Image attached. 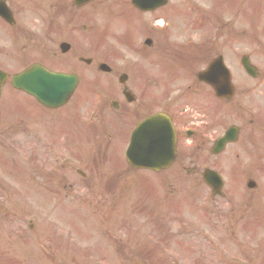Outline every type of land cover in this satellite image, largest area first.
Masks as SVG:
<instances>
[{
  "label": "rangeland",
  "instance_id": "rangeland-1",
  "mask_svg": "<svg viewBox=\"0 0 264 264\" xmlns=\"http://www.w3.org/2000/svg\"><path fill=\"white\" fill-rule=\"evenodd\" d=\"M122 1L129 4L130 0ZM122 1L119 0L112 11H117L124 21L132 18L136 22V27L131 22L132 28H128L131 34L136 32L144 36V31L137 30L139 25L163 17L166 10L170 17L167 21L173 23L178 32H196L201 37L205 34L202 31H206L213 34L216 44L232 37L233 46L236 42L242 46L236 53L246 48L248 51L261 48L257 60L264 64V0H173L166 8L140 18L127 9L128 5L127 8L119 5L125 3ZM174 1L181 4L174 7ZM106 6L98 3L87 7L88 18L94 19L88 23L104 24L108 18L106 14L102 16ZM175 8L176 17L173 15ZM47 11L48 8L41 11L43 16ZM112 16L115 20L112 17L107 19L111 29L118 24L124 27L116 12ZM194 17H201L196 29L192 24ZM142 38L136 41L137 46H143ZM114 44L113 40L108 46L113 49ZM118 48L126 59L134 57V51L130 54L125 47ZM35 114L46 124L45 132L50 143L56 145L60 132L55 135L54 116L37 107ZM25 115H33V110H25ZM66 133L68 141L58 143L56 149L62 153L71 152L80 161L73 156L67 170L57 168L54 177L43 181L36 176L34 138H19L24 144L22 151L19 147L20 152L0 150L7 151L8 160L14 164L11 169L7 168L8 173L4 168L7 165H0V264H145L144 259L137 258L138 251L148 246H155L157 251L160 243L156 232L161 228L166 236L175 237L172 243L164 242L166 248L160 250L162 257L159 258L165 259L167 264L173 263V257L180 264H191L198 259L204 264H264V190L257 197L250 193L246 200H241L237 197H243V194L234 192L229 186L232 196L228 189L226 198L213 200L208 189L200 184L167 185L165 192L160 181L147 177L143 182L136 180L141 176L155 177L148 171L120 174V182L115 188L111 183L100 180L107 167L102 170L98 165L111 168L112 163H116V149L110 146L105 162H102L103 152L90 141L89 136L73 128ZM99 137L102 141L108 140L103 135ZM119 154L124 160L123 153ZM244 162L243 159L238 165ZM251 163V160L246 161V165ZM232 166L226 161L214 165L228 181L234 178ZM43 167L50 170V164ZM77 170L86 172L89 178L84 180ZM260 170V175H256L260 182L259 191L264 189V168L260 167ZM240 180V186L245 189V184L242 185L244 176ZM171 190H176V194H170ZM17 191L20 199L19 193L16 198ZM10 196L11 200L8 199ZM178 240H186L184 246L179 247L175 243ZM186 244L190 249L185 247ZM134 257L137 261L130 262L129 259ZM148 257L146 264H161L155 263L153 250Z\"/></svg>",
  "mask_w": 264,
  "mask_h": 264
},
{
  "label": "flooded vegetation",
  "instance_id": "flooded-vegetation-1",
  "mask_svg": "<svg viewBox=\"0 0 264 264\" xmlns=\"http://www.w3.org/2000/svg\"><path fill=\"white\" fill-rule=\"evenodd\" d=\"M38 1L0 0V147L2 138L17 137L15 150L20 152L19 147L22 150L24 145L19 138L32 137L38 160L43 149H48L49 157L50 150L55 148L49 138L41 139V126L45 123L35 114V108L45 107L34 100L25 107L18 97L22 93L13 86L16 74L40 64L78 77L76 101L62 111L60 119L73 115L80 124L87 125V118L82 116L91 105L89 110L97 121L91 129L113 137L117 146L121 144L119 148L141 121L157 112L168 114L177 137L176 159L169 168L197 176L198 169L218 164L220 155L234 152L236 144L245 161H254L258 155L249 154L264 149V65L256 66L255 77L245 74V79L235 84L233 97L218 98L212 84L198 79L199 66L205 68L216 56L210 49L201 55L184 56V44L178 41V34L167 33L169 28L164 33L149 28L145 38L151 41L144 42L146 49L135 50L134 40L126 41L128 53L134 51L133 62L123 58L119 48L105 53L101 39L88 44L84 35L87 27L81 17L71 16V3L61 2L59 15L46 18L33 15ZM54 6L55 3H50V8ZM104 63L110 68L101 66ZM152 65L155 70L150 69ZM92 71L98 72L101 80L95 82L97 99L88 103L83 96L84 86L87 73ZM164 74L170 80L163 79ZM65 106L55 110H63ZM25 109H32L33 115H25ZM29 121L32 128H28ZM232 127L236 128L234 143H228L216 155L214 143ZM244 169L245 180L256 178L247 166Z\"/></svg>",
  "mask_w": 264,
  "mask_h": 264
},
{
  "label": "water",
  "instance_id": "water-1",
  "mask_svg": "<svg viewBox=\"0 0 264 264\" xmlns=\"http://www.w3.org/2000/svg\"><path fill=\"white\" fill-rule=\"evenodd\" d=\"M51 77H40L39 81L44 82L45 80H54L56 83H54L53 85L40 84L37 86L26 87V89L28 91H33V90L39 91V90H41V93L44 94V97L46 99H53L56 96V94L59 93V89H62L60 87V84L62 82L67 81V76L52 74ZM46 85H48V86H46ZM67 95H69V93L66 94V97H67ZM48 102L50 104H56L57 103V102L54 103V101H48Z\"/></svg>",
  "mask_w": 264,
  "mask_h": 264
}]
</instances>
